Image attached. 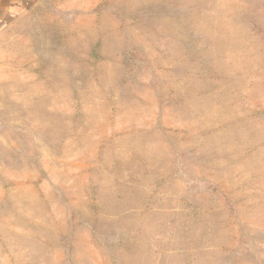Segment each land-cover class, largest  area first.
Wrapping results in <instances>:
<instances>
[{
	"label": "rangeland",
	"instance_id": "1",
	"mask_svg": "<svg viewBox=\"0 0 264 264\" xmlns=\"http://www.w3.org/2000/svg\"><path fill=\"white\" fill-rule=\"evenodd\" d=\"M0 264H264V0L0 31Z\"/></svg>",
	"mask_w": 264,
	"mask_h": 264
},
{
	"label": "crops",
	"instance_id": "2",
	"mask_svg": "<svg viewBox=\"0 0 264 264\" xmlns=\"http://www.w3.org/2000/svg\"><path fill=\"white\" fill-rule=\"evenodd\" d=\"M40 0H0V31L13 25Z\"/></svg>",
	"mask_w": 264,
	"mask_h": 264
}]
</instances>
